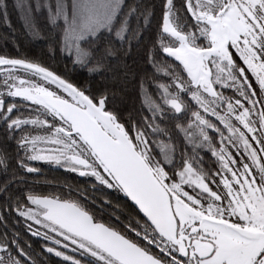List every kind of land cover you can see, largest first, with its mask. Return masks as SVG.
I'll return each instance as SVG.
<instances>
[{
    "label": "snow or ice",
    "instance_id": "1",
    "mask_svg": "<svg viewBox=\"0 0 264 264\" xmlns=\"http://www.w3.org/2000/svg\"><path fill=\"white\" fill-rule=\"evenodd\" d=\"M12 7L28 26L45 11L49 51L67 50L98 75L110 70L109 56L119 57L114 41L143 44L146 67L125 65L121 90L154 84L159 101L149 115L125 117L107 85L85 86L19 52L0 53V138L15 143L14 155L0 144V264H264V0ZM8 13L9 0H0V14ZM161 56L171 59L167 82L156 75ZM172 131L191 154L177 159L171 149L170 161L160 159L151 145H167ZM38 161L93 183L76 198L71 186L67 196L17 195L16 169L36 172ZM97 189L103 199L92 195ZM114 201L120 215L104 213ZM9 217L36 240L9 235Z\"/></svg>",
    "mask_w": 264,
    "mask_h": 264
},
{
    "label": "trees",
    "instance_id": "2",
    "mask_svg": "<svg viewBox=\"0 0 264 264\" xmlns=\"http://www.w3.org/2000/svg\"><path fill=\"white\" fill-rule=\"evenodd\" d=\"M19 0H9V13L6 18L3 14H0V53L7 52L12 56H16L19 52L22 56H25L31 60L42 63L45 66H50L57 70L58 74L66 73L67 76L76 81L79 84L87 86L91 84L93 87H103L107 85L111 90V94H114L115 104L117 108L122 111L127 117L129 114L136 115H149L148 109L153 106L155 102L159 101V93L155 89V85L146 86V90H139L138 94H133L129 91L125 94L121 89V81L124 78L125 65L128 69L135 70L136 68L146 67L143 56V44L137 45L134 40H126L123 44L114 41V47L119 51V57L109 56L106 62L110 65V70L104 75H98L94 70V65L88 67L81 66L74 62V57L70 56L67 50H58L55 53L49 51V42L44 38L45 34L49 32L50 21L47 20V14L45 11H39L33 13V22L30 26L29 18H21V12L12 7L13 3H18ZM146 3H151L153 0H145ZM156 21H152V26L155 27ZM151 34V30L145 33V39ZM62 37V33H61ZM107 39V37H105ZM63 40L61 39V45ZM171 63V59L166 56H161L158 68L159 71L156 75L160 77L158 82H167L164 69L167 64ZM150 67V66H148ZM93 68L92 71L89 69ZM153 72L150 70L148 75L151 76ZM2 74H0V80H2ZM190 115V114H189ZM150 140H166L165 137H150ZM166 144L158 145L153 143L151 147L156 153L161 151V156L158 158H166L169 161L174 149L175 157L178 159L181 152H187L191 154V147L186 143L183 133L177 134V132H171V141H166ZM201 155L207 152V149L201 146ZM206 166H211L212 160L211 154L208 153L204 156ZM179 163V161H177ZM93 183L92 179L83 177V181L76 175L68 176V186H71L72 197L76 198L77 190L83 188L88 191L89 185ZM87 194V192H86ZM92 195L96 198L103 199L105 193L101 189L92 191ZM115 195V193H112ZM67 196V195H66ZM99 199L97 200V212L98 215H102L104 220H107V215L99 212ZM120 199H123V194H120ZM121 209L116 206L115 201L111 207H105L104 213H115L120 215ZM127 215V210H123ZM123 218V217H121Z\"/></svg>",
    "mask_w": 264,
    "mask_h": 264
},
{
    "label": "flooded vegetation",
    "instance_id": "3",
    "mask_svg": "<svg viewBox=\"0 0 264 264\" xmlns=\"http://www.w3.org/2000/svg\"><path fill=\"white\" fill-rule=\"evenodd\" d=\"M17 102H19V98H17ZM4 143H7L9 154L14 155L15 143L13 141L5 142L2 138H0V144ZM33 166L36 167L38 171L27 173L25 170L16 169L15 179L17 183L12 184V189L16 192L17 195H19L21 192L26 195L27 191L29 190L39 195H67L68 176L73 174L76 175V173H71L56 164L44 161L33 162ZM0 167H2V165H0ZM9 176H11V170L9 172ZM79 177L83 181V177ZM3 179L4 177L0 176V180ZM80 190H83V188H80ZM5 211H7L6 208ZM6 223L8 226L7 230L9 235H11L13 231H15L20 234L22 240H36V238L31 237L30 233L26 231L22 221L17 223L14 217H9ZM4 231V223H0V233H3Z\"/></svg>",
    "mask_w": 264,
    "mask_h": 264
}]
</instances>
